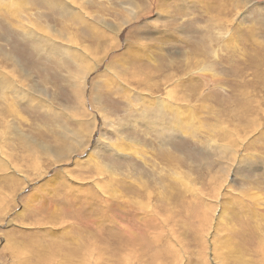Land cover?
<instances>
[{"label": "rangeland", "instance_id": "1", "mask_svg": "<svg viewBox=\"0 0 264 264\" xmlns=\"http://www.w3.org/2000/svg\"><path fill=\"white\" fill-rule=\"evenodd\" d=\"M44 35L74 50L75 64L47 57ZM4 56L22 80L15 103L0 96V264H264V0H1ZM68 69L74 83L88 74L83 95L101 99L90 108L106 124L64 160L85 144ZM133 70L157 82L173 74L172 129L151 105L165 88L148 96ZM43 87L58 100L49 112L24 102ZM87 194L93 213L81 206L82 216ZM55 205L56 225L45 219ZM86 237L93 257L79 254Z\"/></svg>", "mask_w": 264, "mask_h": 264}, {"label": "bare ground", "instance_id": "2", "mask_svg": "<svg viewBox=\"0 0 264 264\" xmlns=\"http://www.w3.org/2000/svg\"><path fill=\"white\" fill-rule=\"evenodd\" d=\"M73 19H76L78 22L81 21V20L82 21H86L85 15L83 14V11H81L78 14V17L73 16ZM18 27L19 28H23L22 26H18ZM23 29L26 30L25 27ZM42 37L45 39L46 42H45V45L43 46V48H41V49H43L45 51L47 57H50V56L54 55L56 57H59L64 64L66 62H68V61L72 62L73 64H75V61L72 58V56H75L74 55V53H75L74 50L69 48V46L64 47V45H63L61 47H58V46L53 45L52 44L53 39L51 38L50 35H44ZM111 41H110V43H111ZM133 56L137 57L136 54H133ZM8 62H9V60H8L7 56H4L0 60V69L2 71V75H0V78L3 79V83H4V89L2 90L0 96H2V97L4 96V99L1 98L2 102H4V103L5 102L15 103L16 98L13 97V95H14V91H13L14 83L16 81L20 82L22 79H18L16 75L14 77L11 75V72L8 71V68H9L8 67L9 66ZM20 62H21V64H19L18 62L16 63L17 66H18L16 73H23L24 76H25V74H27L26 72L28 71V67L26 68V66L23 64L22 61H20ZM107 69H108V66H107V68H105V70H107ZM133 71L137 74V75L133 76V78L134 79H138V84H140L141 86L143 85L142 86V92L148 94V96H150L151 93H159V92H161L160 88H158V92H156L157 86H162V87L165 88L163 90V93H165V95L157 97V98L151 100V105L155 106V108L159 112L160 116H161L162 112H167L168 113V117H171V118L168 119V126L172 129L176 125V123H178L177 122V118L179 116V114L176 112L178 110V106L175 104L177 99H179V98L176 97V95H179V94H177V92H179V89L177 87L178 86L177 85L178 82L177 83L175 82L173 74H171V76H166L163 80H161L160 82H157V81H155V77L153 75H151L149 78L146 79V78H142V72L137 71V70H133ZM205 71L208 72V70L201 69V70L197 71L196 73L204 74ZM73 72L74 71H71L70 69H68L66 78H67V80L69 82H71V85L75 89V91H73V93L75 94L76 102H77V105L79 107L76 110V113L78 114L79 118L78 119L75 118L71 122L75 121L77 123V126L80 127V131L82 132V135H80L79 132H76V134H74V136L77 137V138H80V142H84L85 144H82V145L76 144L75 147L77 148V150L73 151L70 157L67 156V157L63 158L64 160H68V159L72 158L73 155L82 154L85 150H87V147H88V145L90 143V140L93 138V135H97V133L98 134L100 133V131H97L98 128L100 130V129H102V125L106 124V122L104 120H102L103 118H105L103 116L104 113L103 112H100L101 114L98 113V112L94 113V112H92V110L90 108V106H92V104L95 103V102H97L99 105H102L103 102L101 101V99L99 101H97V99H94L93 96L90 95L91 92H87V91H85V96L83 95L84 89L86 88V84L88 82H90L88 74L84 75L83 82L78 83V82L75 81V83H76L75 84L74 82H72L73 79H74ZM109 73H113V71L111 72V70H110ZM116 74H117V72H116ZM81 83H82V85H81ZM182 85H185V83L182 84ZM124 86H125L126 89H130V87H129L130 85L128 86L127 84H125ZM184 89H186V92L188 91L187 87H185ZM36 92L38 93V95H34V97L31 98V99L30 98H26L24 100V102H26L27 105H33V106L36 105V106L42 108V111H44V112H49L50 108L54 104H56V102L58 101L56 96L55 95L51 96V94L49 93L50 91L48 89L44 88V87L39 89V90L35 89L34 93H36ZM86 92H87V94H86ZM7 94H10V97L5 98V96ZM28 94H29V96L31 95L30 92H28ZM22 95H23L22 93H17L16 94L17 97H21ZM119 96H121V95H119ZM182 97L183 98H187V96H185V95L182 96ZM148 98L149 97H147L145 94H137L136 97L134 96V99L140 101V103L142 104L143 107H145V105L147 104ZM141 104H139V105H141ZM99 111H101V109ZM5 119H6V117L2 115L1 123H3L5 121ZM90 125L93 127L92 131H91L92 127H90ZM6 127L9 129L8 125H6ZM0 133H1V135H0V138H1V136L4 135L5 133H2V132H0ZM171 135H174L173 132L171 133ZM85 139H88V140H85ZM97 140L98 141H96L97 142L96 145H99L100 141H101V135L98 137ZM60 142L61 143H66L65 140H62ZM47 149H48L47 150V156L48 157L58 158L60 160V162H62V159L59 158L56 155V152H54L50 148H47ZM26 154H27L26 155L27 158L33 159L35 157V155H36V152H35L34 149L32 150V148H27L26 149ZM37 154L40 155L41 152H38ZM92 155L89 154L87 156L88 158H87L85 164L91 159ZM80 164H81L80 161H75L76 167H79ZM38 170L39 169H35L34 171L37 174H39L40 170L39 171ZM103 172H104L103 170H100L99 175L102 176ZM108 172L110 173V175H108V176H111V178H114L116 176L113 171L109 170ZM23 178L26 181H29L28 178H26V177H23ZM57 179H58V177H56L54 179V182H56ZM104 182L105 181H103V183ZM104 184H107V182L104 183ZM109 184L114 185L113 182L112 183L109 182ZM55 195H56V192H55ZM1 198L2 199L0 200V205H2V206L6 205V201H5L6 197H1ZM36 200H37V198H36ZM85 201H86L85 203L84 202L81 203L83 205L80 204L78 207L75 208L76 212L80 211L82 216H83V208L81 206L84 207V206H88L89 205L88 208H87V213H89V214L93 213V208L91 206L92 202H93L92 194H87L86 198H85ZM219 205L221 207L224 206L223 200L221 201V203ZM57 207L58 206L55 205L54 207L51 208L53 211H50V215L48 214L49 218L45 217L46 220H50V223L54 224V225L59 224V220L57 219V217H55V215L58 216V214H56V213H59ZM142 207H144L143 210H145V205H142ZM67 208H71L72 209L73 207H67ZM224 213L225 212L222 210L221 214L223 215ZM18 215L22 216L21 211L18 213ZM159 216H160V210H158L157 214L154 217H150V218L153 220V222L154 221L157 222V220L159 219ZM68 217H69V215L65 216V218H68ZM54 228L55 227H53L51 229H54ZM86 230H89V229H86ZM93 239L96 241V237H91V238L86 237L85 240H83V242H81V245L83 244L84 246H89V247L85 251L80 252L79 253L80 256L82 254H87L89 256H92V253H93L94 249L97 247V245L94 242L91 241ZM226 239L227 238H225V240ZM80 240H81V237H80ZM81 261H82V264H91L90 262H88L86 260H83V259H81ZM92 264H98V263L96 261H94Z\"/></svg>", "mask_w": 264, "mask_h": 264}]
</instances>
